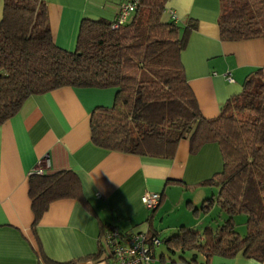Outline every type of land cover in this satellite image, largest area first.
<instances>
[{
	"label": "trees",
	"instance_id": "obj_1",
	"mask_svg": "<svg viewBox=\"0 0 264 264\" xmlns=\"http://www.w3.org/2000/svg\"><path fill=\"white\" fill-rule=\"evenodd\" d=\"M167 0H139L131 18L116 29L105 20H81L72 52L55 46L40 0H2L0 19V125L30 96L61 87L115 90L109 108L93 109L90 142L95 147L148 158L170 159L176 144L189 152L214 143L222 166L202 185L217 189L201 203L226 215L210 244L181 229L164 240L174 253L198 251L209 258L264 259V67L248 74L217 116L205 119L187 85L180 54L194 24L162 19ZM222 41L264 40V0H218ZM32 226L56 200L79 198L70 171L32 173L27 178ZM196 211V210H193ZM245 217V233L233 218Z\"/></svg>",
	"mask_w": 264,
	"mask_h": 264
},
{
	"label": "crops",
	"instance_id": "obj_2",
	"mask_svg": "<svg viewBox=\"0 0 264 264\" xmlns=\"http://www.w3.org/2000/svg\"><path fill=\"white\" fill-rule=\"evenodd\" d=\"M42 2L53 44L68 52L75 48L81 20L112 23L119 10L118 0ZM164 8L163 20L179 27L194 24L180 61L199 113L205 119L213 118L240 91L244 78L264 67V40H220L218 0H195L190 8L181 7L179 0H167ZM1 14L2 0L0 19ZM114 93L112 88L61 87L28 97L0 125V264H110L102 245L107 226L123 235L143 233L157 239L159 234H178L181 229L199 236L206 229L213 230L208 214L217 206L213 203L209 212L199 208L204 200L216 196L217 189L201 183L221 170L217 145L208 143L190 153L188 141L180 140L170 159L95 147L90 142V114L98 107L109 108ZM37 168L43 174L70 171L79 182L80 196L51 202L32 226L27 178ZM196 188L201 191L184 194ZM145 192L160 195L152 210L140 203ZM189 208L199 215L194 220L184 212ZM173 209L177 214L169 216ZM222 214L224 222L226 215ZM204 240L209 242V237ZM154 248L148 264L154 261ZM209 261L264 264V259L257 262L240 253L232 258L212 256Z\"/></svg>",
	"mask_w": 264,
	"mask_h": 264
},
{
	"label": "built area",
	"instance_id": "obj_3",
	"mask_svg": "<svg viewBox=\"0 0 264 264\" xmlns=\"http://www.w3.org/2000/svg\"><path fill=\"white\" fill-rule=\"evenodd\" d=\"M42 1V0H40ZM119 10L116 19L110 28L125 24L135 12L139 0H118ZM227 81H231L225 76ZM35 174H41V169L34 170ZM160 201L158 193L145 192L140 197V203L147 210L154 209ZM102 245L108 253L110 264H148L151 261L152 248L159 245L155 237H148L143 233L123 235L116 228L107 226L102 235Z\"/></svg>",
	"mask_w": 264,
	"mask_h": 264
},
{
	"label": "rangeland",
	"instance_id": "obj_4",
	"mask_svg": "<svg viewBox=\"0 0 264 264\" xmlns=\"http://www.w3.org/2000/svg\"><path fill=\"white\" fill-rule=\"evenodd\" d=\"M207 187L212 188L213 190L216 189L215 187L209 186V185H204ZM201 189L196 188L194 190H185L184 194H196L198 192H200ZM184 206H186L185 202H183L182 204V210ZM210 210V208H209ZM208 210V212H209ZM213 210L211 212V214H208L211 216V221L210 222L212 225L210 227L213 228V230L210 229H206L205 235H202V232L200 233L201 236V244L205 243V237L208 236L209 237V242L205 243V244H210L213 240V237L215 236V231L221 226V224L223 223V220L221 217V215H219V213L222 214V212L217 208V207H213ZM177 211H175V209H173V211L171 212V215L169 216H174L176 215ZM187 214H189L190 217H188L190 220H194V218H196L197 216H195L192 211L191 208L186 209ZM223 215V214H222ZM201 216V215H200ZM170 218V217H169ZM234 219V232L237 233L239 236H243L245 233V226H244V220L245 217L243 215H237L235 216ZM165 223L168 222V219L164 220ZM214 221H218V227H214ZM220 221V222H219ZM158 224V221L155 222V225ZM215 230V231H214ZM176 233L174 234H159L158 237V241H159V245L157 247L154 248L155 254H154V261L152 262V264H205V259L203 257V255L201 253H199L198 251H185V252H178L177 250H174V254H170L167 250H166V245L164 243L163 240L174 236ZM177 235V234H176ZM162 254V258H160V255ZM210 260V258H209ZM208 260V264H210V261ZM151 263V262H150Z\"/></svg>",
	"mask_w": 264,
	"mask_h": 264
},
{
	"label": "clouds",
	"instance_id": "obj_5",
	"mask_svg": "<svg viewBox=\"0 0 264 264\" xmlns=\"http://www.w3.org/2000/svg\"><path fill=\"white\" fill-rule=\"evenodd\" d=\"M195 0H179L181 7L190 8L194 5Z\"/></svg>",
	"mask_w": 264,
	"mask_h": 264
}]
</instances>
